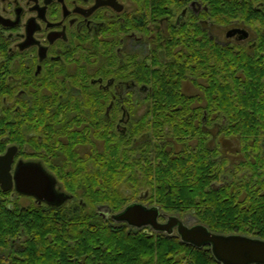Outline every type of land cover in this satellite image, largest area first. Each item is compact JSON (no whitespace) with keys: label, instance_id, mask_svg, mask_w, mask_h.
Returning <instances> with one entry per match:
<instances>
[{"label":"flooded vegetation","instance_id":"af4514ba","mask_svg":"<svg viewBox=\"0 0 264 264\" xmlns=\"http://www.w3.org/2000/svg\"><path fill=\"white\" fill-rule=\"evenodd\" d=\"M255 67L262 74L264 0H0V156L13 152L12 187L3 190L0 182V190L28 199L26 205L90 208L94 194L111 186L105 173L119 155V187L128 201L118 211L97 202L100 217L140 203L157 207L160 223L176 216L189 227L202 224L192 212L163 210L144 189V167L160 162L159 146L171 159L202 154L219 172L211 186H230L234 203L245 207L250 187L264 192V161L241 170L249 159L240 152H259L227 132L237 119L209 111L222 101L208 92L252 90ZM161 91L180 99L159 100ZM165 107L172 109L170 124H183L182 134L171 125L155 136L153 110ZM24 166L33 182L26 187L42 191L49 183L53 196L19 191ZM128 170L137 173L130 188ZM139 229L178 235L176 227Z\"/></svg>","mask_w":264,"mask_h":264},{"label":"trees","instance_id":"16d2710c","mask_svg":"<svg viewBox=\"0 0 264 264\" xmlns=\"http://www.w3.org/2000/svg\"><path fill=\"white\" fill-rule=\"evenodd\" d=\"M258 70V67L253 70L252 90L233 95L232 91L213 89L208 96L215 102L222 101L219 109L209 111H221L229 120H238L225 125L227 132L239 134L248 148L252 143L264 161V69L262 74ZM158 98L180 99L174 92L163 91L158 93ZM170 108H160V114L153 110L156 137L168 134L171 125L177 135L182 134V123L170 124ZM147 122L151 121H143L145 129L150 127ZM197 130L198 127L191 126L192 134ZM158 148L155 147L159 152L156 158L160 162L144 167L143 184L163 210L192 212L199 223L215 233L241 231L264 239V192L250 187L247 206L237 205L232 200L235 195L230 186H211L219 172L203 160L202 154L171 159L162 147ZM110 159L105 174L111 186L100 191L101 196L94 194L90 208L23 205L0 190V264H222L209 246L196 247L183 242L178 235L150 234L100 217L94 208L97 202H107L113 211H118L128 201L119 187L123 179L118 162L121 158L112 155ZM128 171L127 188H130V179L137 183V173Z\"/></svg>","mask_w":264,"mask_h":264},{"label":"water","instance_id":"95a60500","mask_svg":"<svg viewBox=\"0 0 264 264\" xmlns=\"http://www.w3.org/2000/svg\"><path fill=\"white\" fill-rule=\"evenodd\" d=\"M13 152H6L0 156V182L3 190H9L12 187L9 175L10 163ZM26 166H24L18 175V189L21 193H47L53 196L50 184L47 189L38 191L30 185V189L26 187ZM33 183V182H32ZM62 203L52 205L59 206ZM157 207H147L140 203H131L121 211L111 215V218L117 222H125L130 226L141 228L143 226H151L155 230H161L171 233L173 228H177V233L183 242L192 244L196 247L208 245L214 257L222 264H264V239L259 237H251L240 234H220L210 231L202 224L194 226L185 225L178 217L171 216L165 223L157 220Z\"/></svg>","mask_w":264,"mask_h":264},{"label":"rangeland","instance_id":"374dc122","mask_svg":"<svg viewBox=\"0 0 264 264\" xmlns=\"http://www.w3.org/2000/svg\"><path fill=\"white\" fill-rule=\"evenodd\" d=\"M233 140V141H232ZM231 141H232V143L234 144V146H235V143H237L236 142V140L235 139H232ZM239 158L241 159V160H243V158L244 159H249V160H247L246 161V163H244V165H245V167H243L242 165L240 166L241 167V170H245L246 168H247V164H250V163H253L254 162V159H256V161H258V159H259V157L257 158V156L255 157V155L254 154H252V156L250 157L249 155H247V154H245L244 152H240V154H239ZM248 169V168H247ZM28 199H25V198H22V199H20V202H21V204H23V205H25V204H27L28 203ZM96 207L97 206H94V208L96 209ZM93 208V207H92ZM102 210H103V208H102ZM183 219V218H182ZM187 224H193L194 223V221H191V220H185V219H183Z\"/></svg>","mask_w":264,"mask_h":264}]
</instances>
